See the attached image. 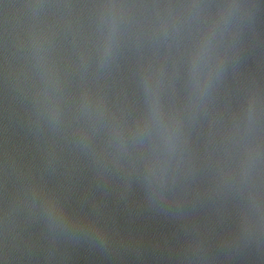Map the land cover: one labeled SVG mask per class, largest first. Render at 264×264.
<instances>
[{"label": "water", "instance_id": "obj_1", "mask_svg": "<svg viewBox=\"0 0 264 264\" xmlns=\"http://www.w3.org/2000/svg\"><path fill=\"white\" fill-rule=\"evenodd\" d=\"M0 264H264V0H0Z\"/></svg>", "mask_w": 264, "mask_h": 264}]
</instances>
